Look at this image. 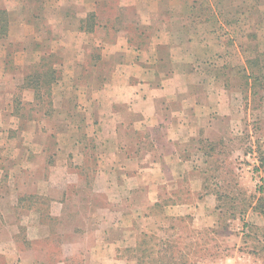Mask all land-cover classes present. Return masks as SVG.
I'll return each instance as SVG.
<instances>
[{
  "label": "rangeland",
  "instance_id": "374dc122",
  "mask_svg": "<svg viewBox=\"0 0 264 264\" xmlns=\"http://www.w3.org/2000/svg\"><path fill=\"white\" fill-rule=\"evenodd\" d=\"M104 1L99 0L95 12H87L91 0L77 5L64 1L56 13L50 0H0V110L8 106L0 111V195L8 183L16 191L29 187L24 197L15 193L14 224L0 213V264H20V259L31 264L24 252L32 248L41 252L42 264L61 259L60 239L31 247L24 227L29 210L56 226L49 220L51 199L31 190L45 171L57 175L51 182L58 185L65 180L59 178L61 169L81 175L77 196L91 203L81 210L92 225L114 211L113 226L126 222L132 227L140 214L141 235L111 239L103 255L91 256L95 263L264 264V213L259 209L264 202V0H170L181 11L192 4L199 59L189 64L185 84H173L182 83L186 91V98L179 91L169 96L177 124L153 131L144 125L141 133L131 135L138 141L130 144L104 143L100 129L87 120L88 100L102 101L99 92L106 85L109 98L119 99L121 79L109 76L113 59L100 57L111 49L85 46L88 36L79 26L114 16L135 21L119 0ZM184 120L190 121L187 127H182ZM173 147L180 157L169 161L163 153ZM136 167L169 168L161 176L166 182L179 177L170 181L173 190L164 194L161 205L136 212L124 202L125 193L115 190L112 194L123 195L121 207L108 210L103 182H95V173ZM93 183L102 190L93 194ZM15 224L16 239H6Z\"/></svg>",
  "mask_w": 264,
  "mask_h": 264
},
{
  "label": "crops",
  "instance_id": "0c3cea01",
  "mask_svg": "<svg viewBox=\"0 0 264 264\" xmlns=\"http://www.w3.org/2000/svg\"><path fill=\"white\" fill-rule=\"evenodd\" d=\"M64 1L77 5L82 0H50L52 5L55 4L52 9L56 13L60 12ZM106 1L108 0L104 2ZM98 2L99 0H91L92 9L87 12H95L97 6L101 7ZM118 4L122 10H131L135 15V21L127 22L125 17L116 18L114 16L111 19H106L103 23L96 21L94 24L88 25L83 22L78 30L81 31V34L88 36L87 42L84 43L85 46L95 48L100 46L111 49L112 53L107 55L103 52L100 57L105 61L113 59L114 70L109 76L121 79V87L117 88L119 99L115 95L109 98L111 95L109 88H106L108 85H106L99 92L103 95L102 101H96L94 98L88 100L89 102L85 105L87 120L93 121L95 129H100L99 137L101 136L100 140H103L104 143L130 144L138 141L131 135L141 133L144 125L148 131H153L164 125L177 124V121L170 115L174 100L169 96L179 91L183 94V98H186L185 87L182 83L175 87L173 84H177V81L185 84V79L191 76L189 64L193 62V59L194 61L199 59V53H197L193 41L192 12L194 9L191 3H188L187 7L184 5L182 11L176 10L175 3L170 0H119ZM42 6L44 7V4ZM42 8L40 12H45V7ZM6 10L10 21L11 13L9 9ZM9 21L7 35L10 34L12 28ZM111 31H114L112 37L110 36ZM138 31L139 34L136 35ZM92 59L93 57L89 53L88 60L92 61ZM148 77L152 80H146ZM125 81L127 82L125 83ZM5 109L8 110L7 105L0 111L4 113ZM189 122L184 120L182 127H187ZM171 150L172 152L163 153V156H166L169 161L171 157L176 161L180 157V152H174L175 147ZM60 152L62 153V149ZM120 152L118 151V154ZM137 168L106 169L102 175L100 172L95 173V182H103L108 210L121 207L120 200H122L123 195L117 197V195L112 194L115 190L119 193H125L124 202L127 203L128 208L136 212L144 206L161 205L164 203V194L168 190H173L170 181L179 177L177 175L174 180L166 182V180H161V176L169 168ZM149 171L153 175H149ZM50 176L51 172L50 174H47L46 171L42 173L37 180V189L31 191L35 192L34 195H42L51 199L49 220L51 222L55 220L57 224L54 226L55 228H51V225L43 221L40 214L29 215L31 213L29 210L27 211L28 218H25L24 221L25 240H29L32 247L36 243H47L49 239L54 237L60 239L61 259L58 260L57 264H98L93 262L91 256L103 255L105 243L113 238L120 240V242L126 239L135 240L144 231L143 223L142 225L138 223L140 214L134 216V226L132 227H129L126 222H122L123 225L121 226H113L115 220L112 218V213L114 211L109 214V217L107 216L108 218L100 219V222L92 225L81 210L83 205L88 206L87 204L91 203L86 201L85 203L77 196L79 191L76 190V187L80 182L81 175L74 170L61 169L59 178L65 177V180H59L58 185L51 182L52 179L57 180V175L56 177ZM97 185V183H93V194L102 190ZM28 190L29 187L25 186L18 187L16 191L14 185L10 183L1 190L0 205L5 202V209L0 213L8 216V222L11 221L14 224L12 221L15 220V218L12 219L11 215L17 203L16 200L14 205L15 193L17 192L18 197L21 198L26 195L25 193H29ZM139 197L143 199V202H139ZM130 205L131 207H129ZM77 209H80L78 214L76 213ZM17 233L18 229L15 224L11 226V231L7 233L6 239L15 240ZM92 243L93 245L90 247ZM125 244L127 245V242ZM77 245L80 248H77ZM24 254L31 257V264L45 262L41 261L39 256L41 252L36 251L35 248L27 250ZM73 254L78 257V260H75ZM38 258L40 259L38 260ZM22 262L20 259V264H23Z\"/></svg>",
  "mask_w": 264,
  "mask_h": 264
},
{
  "label": "trees",
  "instance_id": "16d2710c",
  "mask_svg": "<svg viewBox=\"0 0 264 264\" xmlns=\"http://www.w3.org/2000/svg\"><path fill=\"white\" fill-rule=\"evenodd\" d=\"M259 209L262 211V213H264V202H263L262 207H260ZM263 216H264V214H263ZM141 243H142L141 240H138L137 243H136V246L139 248Z\"/></svg>",
  "mask_w": 264,
  "mask_h": 264
}]
</instances>
